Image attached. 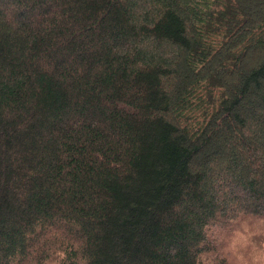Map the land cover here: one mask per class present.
<instances>
[{"label":"trees","instance_id":"16d2710c","mask_svg":"<svg viewBox=\"0 0 264 264\" xmlns=\"http://www.w3.org/2000/svg\"><path fill=\"white\" fill-rule=\"evenodd\" d=\"M264 215V0H0V264H201Z\"/></svg>","mask_w":264,"mask_h":264},{"label":"rangeland","instance_id":"374dc122","mask_svg":"<svg viewBox=\"0 0 264 264\" xmlns=\"http://www.w3.org/2000/svg\"><path fill=\"white\" fill-rule=\"evenodd\" d=\"M212 229L211 239H216L217 246L201 256V264H264V215L224 216Z\"/></svg>","mask_w":264,"mask_h":264}]
</instances>
